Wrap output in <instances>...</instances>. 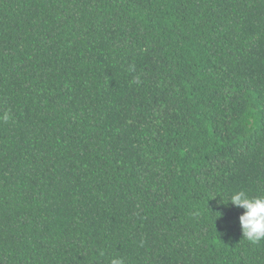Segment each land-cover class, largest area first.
<instances>
[{"label": "trees", "instance_id": "16d2710c", "mask_svg": "<svg viewBox=\"0 0 264 264\" xmlns=\"http://www.w3.org/2000/svg\"><path fill=\"white\" fill-rule=\"evenodd\" d=\"M0 264H264V0H0Z\"/></svg>", "mask_w": 264, "mask_h": 264}, {"label": "clouds", "instance_id": "9594fccd", "mask_svg": "<svg viewBox=\"0 0 264 264\" xmlns=\"http://www.w3.org/2000/svg\"><path fill=\"white\" fill-rule=\"evenodd\" d=\"M11 119L9 112L0 115V121L8 122ZM238 209H243L239 216V225L243 238L255 243L264 240V195L249 196L245 190L233 192L229 197L228 204ZM110 264H126L123 257L114 256Z\"/></svg>", "mask_w": 264, "mask_h": 264}]
</instances>
